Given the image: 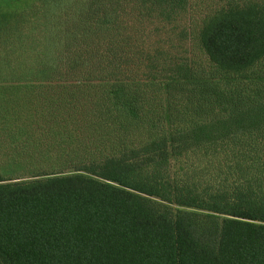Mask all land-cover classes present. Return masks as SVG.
I'll list each match as a JSON object with an SVG mask.
<instances>
[{
    "label": "trees",
    "instance_id": "trees-1",
    "mask_svg": "<svg viewBox=\"0 0 264 264\" xmlns=\"http://www.w3.org/2000/svg\"><path fill=\"white\" fill-rule=\"evenodd\" d=\"M53 2L0 10V264H264V0L203 17L208 68L188 0H67L62 35Z\"/></svg>",
    "mask_w": 264,
    "mask_h": 264
},
{
    "label": "rangeland",
    "instance_id": "rangeland-1",
    "mask_svg": "<svg viewBox=\"0 0 264 264\" xmlns=\"http://www.w3.org/2000/svg\"><path fill=\"white\" fill-rule=\"evenodd\" d=\"M36 0H0V10L6 11V12H19L24 9H28L33 2ZM232 2L233 0H188V7H186L185 11L181 14V19L178 23L173 24V55L180 56V59H186L190 63H200L204 65L206 68L208 65V60L204 53L202 52V49L199 46L198 43V28L200 26L201 20L204 16L212 12L213 10L217 8L224 7L228 2ZM67 0H54L53 7H51L50 12L46 9H43L44 11H35L34 7L31 9V19L33 22L39 24V23H45L48 28H52V33L59 35L64 33L62 30H60V26L63 28L66 24L67 20H73L76 19V15L72 12H67L69 9V4L66 3ZM74 4L73 2H71ZM53 12H56L55 18L57 20L56 25L49 24V22L52 19ZM31 23H27L26 26L31 25ZM72 23V22H70ZM54 26V27H53ZM21 27L15 30L14 33H18L20 31ZM59 29V30H58ZM57 31L58 33H56ZM39 32L38 29H22L20 33H24L23 35ZM146 39L147 41L153 42L160 39V31H156L153 28H150L146 33ZM62 39V38H61ZM53 45L55 46V49L60 51L64 49V45L62 44L61 40L59 38L54 39ZM81 40L77 39L75 42H73L71 47H75L77 45H81ZM80 43V44H79ZM66 46V45H65ZM65 53V50L63 51ZM67 53V51H66ZM177 58V57H175ZM99 99V98H98ZM97 99V102L94 106L93 113L96 115V112L100 117L103 115L107 116V119L109 123L101 124L99 122L97 129L99 130V135H108L112 134L113 136L116 135L114 132V125L110 122V116L106 112H104V109H101V101ZM97 117V116H96ZM116 124V122H114ZM132 134L131 142L136 143L138 145H143L148 142V133L142 131L140 129L134 130V132H130ZM155 132L152 134L154 135ZM99 140L105 141V138L102 136H99ZM114 144V143H113ZM103 145V144H102ZM106 147V144L103 145Z\"/></svg>",
    "mask_w": 264,
    "mask_h": 264
}]
</instances>
